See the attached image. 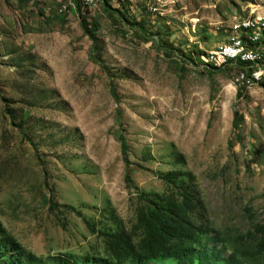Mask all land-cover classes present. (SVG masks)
<instances>
[{"label":"rangeland","instance_id":"rangeland-1","mask_svg":"<svg viewBox=\"0 0 264 264\" xmlns=\"http://www.w3.org/2000/svg\"><path fill=\"white\" fill-rule=\"evenodd\" d=\"M249 16L264 0H0V264H98L169 173L218 264H264V86L202 58Z\"/></svg>","mask_w":264,"mask_h":264},{"label":"trees","instance_id":"trees-1","mask_svg":"<svg viewBox=\"0 0 264 264\" xmlns=\"http://www.w3.org/2000/svg\"><path fill=\"white\" fill-rule=\"evenodd\" d=\"M120 140L125 154L123 134ZM165 180L162 193H137L136 218L129 230L119 224L101 232L107 257L98 264H144L157 258H172L176 264H218L220 252L202 245L208 228L197 219L201 201L191 184L174 173Z\"/></svg>","mask_w":264,"mask_h":264},{"label":"bare ground","instance_id":"bare-ground-1","mask_svg":"<svg viewBox=\"0 0 264 264\" xmlns=\"http://www.w3.org/2000/svg\"><path fill=\"white\" fill-rule=\"evenodd\" d=\"M108 1L119 4L129 0ZM233 31L226 43L202 57L204 63L214 68L216 63H223L216 65V69L228 64L238 65L236 81L239 87L264 86V17L249 16L239 20L234 24ZM243 50L245 55L241 54ZM241 70L252 71L248 72L246 81Z\"/></svg>","mask_w":264,"mask_h":264},{"label":"built area","instance_id":"built-area-1","mask_svg":"<svg viewBox=\"0 0 264 264\" xmlns=\"http://www.w3.org/2000/svg\"><path fill=\"white\" fill-rule=\"evenodd\" d=\"M254 53V52H252ZM241 54H244L245 55V51H241ZM220 64H223V63H216V65H220ZM216 65H215V68H216ZM242 73L244 74V81L247 80V77H248V72H252V71H244V70H241ZM244 81H241V82H244ZM256 86V85H255Z\"/></svg>","mask_w":264,"mask_h":264}]
</instances>
